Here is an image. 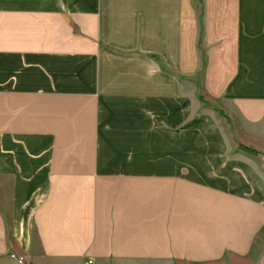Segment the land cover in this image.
<instances>
[{
    "label": "crops",
    "instance_id": "obj_1",
    "mask_svg": "<svg viewBox=\"0 0 264 264\" xmlns=\"http://www.w3.org/2000/svg\"><path fill=\"white\" fill-rule=\"evenodd\" d=\"M0 264H264V0H0Z\"/></svg>",
    "mask_w": 264,
    "mask_h": 264
},
{
    "label": "trees",
    "instance_id": "obj_2",
    "mask_svg": "<svg viewBox=\"0 0 264 264\" xmlns=\"http://www.w3.org/2000/svg\"><path fill=\"white\" fill-rule=\"evenodd\" d=\"M193 6H194V7H197V5H193ZM200 24H201V22H200ZM201 30H202V24H201ZM200 37H201V33H200V36H199V40H200ZM239 147H240L241 149H243V150L249 152V153H252V154H256V153H257V151H255L254 149L249 148V147H246V146H243V145H241V144H239Z\"/></svg>",
    "mask_w": 264,
    "mask_h": 264
},
{
    "label": "built area",
    "instance_id": "obj_3",
    "mask_svg": "<svg viewBox=\"0 0 264 264\" xmlns=\"http://www.w3.org/2000/svg\"><path fill=\"white\" fill-rule=\"evenodd\" d=\"M18 262L22 263L24 261V258L22 256L17 257Z\"/></svg>",
    "mask_w": 264,
    "mask_h": 264
},
{
    "label": "rangeland",
    "instance_id": "obj_4",
    "mask_svg": "<svg viewBox=\"0 0 264 264\" xmlns=\"http://www.w3.org/2000/svg\"><path fill=\"white\" fill-rule=\"evenodd\" d=\"M199 98H200V100H201V101H203V99L201 98V96H200V95H199ZM203 102H204V101H203Z\"/></svg>",
    "mask_w": 264,
    "mask_h": 264
}]
</instances>
